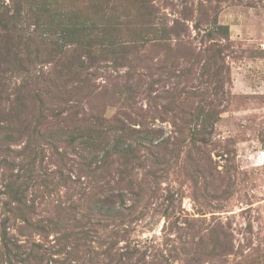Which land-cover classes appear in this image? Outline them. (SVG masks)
<instances>
[{
	"label": "rangeland",
	"instance_id": "rangeland-1",
	"mask_svg": "<svg viewBox=\"0 0 264 264\" xmlns=\"http://www.w3.org/2000/svg\"><path fill=\"white\" fill-rule=\"evenodd\" d=\"M0 264H264V0H0Z\"/></svg>",
	"mask_w": 264,
	"mask_h": 264
},
{
	"label": "trees",
	"instance_id": "trees-1",
	"mask_svg": "<svg viewBox=\"0 0 264 264\" xmlns=\"http://www.w3.org/2000/svg\"><path fill=\"white\" fill-rule=\"evenodd\" d=\"M86 132V134L89 132V131H85ZM91 133L89 132V135H88V140L87 141H85L84 142V145L82 146V147H80L79 149H78V156L80 157V158H83V156L85 157V158H88L89 157V154H91V153H96V152H93V145H94V142H93V140L94 139H92L91 138ZM80 137H82V136H80ZM79 137V138H80ZM81 141L83 142V139H81ZM79 145H81V144H79L78 143V147H79Z\"/></svg>",
	"mask_w": 264,
	"mask_h": 264
}]
</instances>
